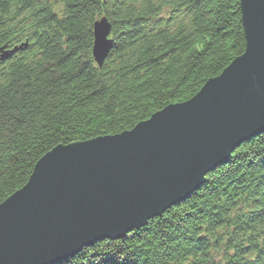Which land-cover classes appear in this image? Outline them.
<instances>
[{
    "label": "trees",
    "instance_id": "obj_1",
    "mask_svg": "<svg viewBox=\"0 0 264 264\" xmlns=\"http://www.w3.org/2000/svg\"><path fill=\"white\" fill-rule=\"evenodd\" d=\"M241 13V0H0V48L28 43L0 61V204L54 147L130 131L190 100L245 52ZM103 16L113 47L99 68ZM254 194L264 199V133L141 230L59 264H264Z\"/></svg>",
    "mask_w": 264,
    "mask_h": 264
},
{
    "label": "water",
    "instance_id": "obj_2",
    "mask_svg": "<svg viewBox=\"0 0 264 264\" xmlns=\"http://www.w3.org/2000/svg\"><path fill=\"white\" fill-rule=\"evenodd\" d=\"M246 50L190 100L121 134L58 145L0 204V264H55L187 200L264 131V0H241ZM105 20L94 55L110 49ZM104 48V49H101Z\"/></svg>",
    "mask_w": 264,
    "mask_h": 264
},
{
    "label": "bare ground",
    "instance_id": "obj_3",
    "mask_svg": "<svg viewBox=\"0 0 264 264\" xmlns=\"http://www.w3.org/2000/svg\"><path fill=\"white\" fill-rule=\"evenodd\" d=\"M106 18H107V16H105ZM104 18H99V19H97L95 22L96 23H98V22H100L101 20H103ZM108 19V18H107ZM106 39V38H105ZM107 40V39H106ZM101 49H104V48H102L101 47ZM262 133H264V131L262 132ZM262 133H260V134H262ZM260 134H258V135H260ZM258 135H256V136H258ZM256 136H254V137H256ZM251 140V139H250ZM250 140H247V141H250ZM246 141V142H247ZM251 196V195H250ZM257 199H259L258 200V202H257V207H259L257 210L259 211V214H260V216L262 215V214H264V199H260V197L258 198L257 197ZM183 202V201H182ZM163 215V214H162ZM232 231H231V234L232 235H234L235 234V229H231ZM239 232V231H238ZM242 231H240L239 233H241ZM240 259H243V257L240 255L239 257H238V259H237V263H240V264H246L245 262H240L239 260Z\"/></svg>",
    "mask_w": 264,
    "mask_h": 264
},
{
    "label": "rangeland",
    "instance_id": "obj_4",
    "mask_svg": "<svg viewBox=\"0 0 264 264\" xmlns=\"http://www.w3.org/2000/svg\"><path fill=\"white\" fill-rule=\"evenodd\" d=\"M241 14H242V13H241ZM242 22H243V20H242ZM243 27H244V26H243ZM94 36H95V32H93V37H94ZM245 40H246V37H245ZM246 45H247V42H246ZM245 50H246V49H245ZM243 54H244V53H243ZM243 54H242V55H243ZM193 97H194V96H193ZM161 110H162V109H161ZM161 110H159V111H161ZM155 113H156V112H155ZM118 134H121V133H118ZM213 171H214V170H213ZM209 174H210V173H209ZM252 197H253V199H254V198H257V196H256L255 194L252 195ZM189 198H190V197H189ZM189 198H188V199H189ZM256 200H257V199H255V201H256ZM177 205H178V204H177ZM256 205H257V203H256ZM241 206L244 207V208H247V207H248L247 204H245V203H242ZM246 210H247V209H244V211H246ZM154 219H155V218H154ZM152 220H153V219H152ZM148 223H149V221H148ZM148 223H147V224H148ZM144 227H145V226H144ZM144 227H143V228H144ZM141 229H142V228H141ZM141 229H140V230H141ZM122 239H124V238H122ZM122 239H112V240H111V239H108V238H107V239L103 238L102 240H99V241H104V240L120 241V240H122ZM97 242H98V241H97ZM97 242H95V243H97ZM95 243H94V244H95ZM94 244H92V245H94ZM92 245H89V246H87V247H90V246H92ZM85 248H86V247H85ZM83 249H84V248H83ZM83 249H82L81 251H83ZM81 251H80V252H81ZM80 252H79V253H80ZM79 253H77V254H79ZM77 254H76V255H77ZM76 255H75V256H76ZM75 256H73V257H75ZM73 257H70V258H73ZM65 260H67V259H65ZM65 260H63V261H65ZM63 261H59L58 263H55V264H59V263H61V262H63Z\"/></svg>",
    "mask_w": 264,
    "mask_h": 264
}]
</instances>
